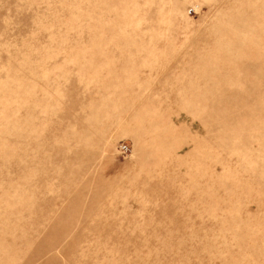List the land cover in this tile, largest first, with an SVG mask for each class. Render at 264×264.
Listing matches in <instances>:
<instances>
[{"label":"rangeland","instance_id":"1","mask_svg":"<svg viewBox=\"0 0 264 264\" xmlns=\"http://www.w3.org/2000/svg\"><path fill=\"white\" fill-rule=\"evenodd\" d=\"M0 264H264V0H0Z\"/></svg>","mask_w":264,"mask_h":264},{"label":"built area","instance_id":"2","mask_svg":"<svg viewBox=\"0 0 264 264\" xmlns=\"http://www.w3.org/2000/svg\"><path fill=\"white\" fill-rule=\"evenodd\" d=\"M126 148H127V147H126L125 145H122V146H121V149H122V150H125Z\"/></svg>","mask_w":264,"mask_h":264}]
</instances>
